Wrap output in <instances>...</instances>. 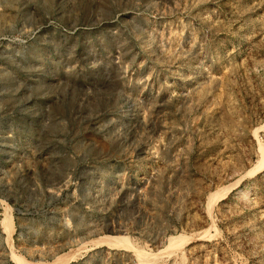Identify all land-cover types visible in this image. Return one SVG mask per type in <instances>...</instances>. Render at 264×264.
<instances>
[{"label": "rangeland", "instance_id": "rangeland-1", "mask_svg": "<svg viewBox=\"0 0 264 264\" xmlns=\"http://www.w3.org/2000/svg\"><path fill=\"white\" fill-rule=\"evenodd\" d=\"M261 164L264 0H0V264H264Z\"/></svg>", "mask_w": 264, "mask_h": 264}, {"label": "bare ground", "instance_id": "bare-ground-1", "mask_svg": "<svg viewBox=\"0 0 264 264\" xmlns=\"http://www.w3.org/2000/svg\"><path fill=\"white\" fill-rule=\"evenodd\" d=\"M262 165V164H261ZM260 165V166H261ZM264 166V165H262ZM226 196V195H225ZM249 196V193L248 192H242V198H247ZM218 201V200H217ZM211 203V202H210ZM12 234V233H11ZM177 241V238H172L170 240L171 244L173 243H176ZM185 244V243H184ZM172 249V248H171ZM74 253V252H73ZM69 258V256H63L62 258L58 259L57 261H55L54 263H51V264H61L60 262L63 260V259H67ZM72 259L71 257L69 258V260ZM66 262V261H65ZM20 264H26V262H21ZM28 264V263H27ZM31 264H48V263H42V262H36V263H31ZM68 264V263H67Z\"/></svg>", "mask_w": 264, "mask_h": 264}]
</instances>
